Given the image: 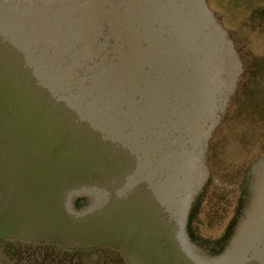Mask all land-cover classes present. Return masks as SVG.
Here are the masks:
<instances>
[{
  "label": "water",
  "instance_id": "1",
  "mask_svg": "<svg viewBox=\"0 0 264 264\" xmlns=\"http://www.w3.org/2000/svg\"><path fill=\"white\" fill-rule=\"evenodd\" d=\"M0 264H264V0H0Z\"/></svg>",
  "mask_w": 264,
  "mask_h": 264
},
{
  "label": "trees",
  "instance_id": "2",
  "mask_svg": "<svg viewBox=\"0 0 264 264\" xmlns=\"http://www.w3.org/2000/svg\"><path fill=\"white\" fill-rule=\"evenodd\" d=\"M79 200H80V199H77L78 204H77V202L74 204V206H75L76 209H79V208H81L82 206H84V204L82 205V203L79 204ZM188 236H189V235H188ZM189 238H190V237H189ZM223 245H224V243H223ZM223 245H221V247H219V248H220L219 251H213V250H212L213 254H214V255L218 254V253L221 251ZM75 251H78V250H75Z\"/></svg>",
  "mask_w": 264,
  "mask_h": 264
},
{
  "label": "flooded vegetation",
  "instance_id": "3",
  "mask_svg": "<svg viewBox=\"0 0 264 264\" xmlns=\"http://www.w3.org/2000/svg\"><path fill=\"white\" fill-rule=\"evenodd\" d=\"M255 10H257V9H255Z\"/></svg>",
  "mask_w": 264,
  "mask_h": 264
}]
</instances>
